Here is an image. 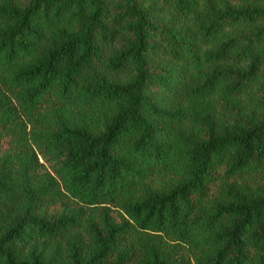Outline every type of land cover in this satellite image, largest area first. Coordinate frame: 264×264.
Returning a JSON list of instances; mask_svg holds the SVG:
<instances>
[{
	"label": "trees",
	"instance_id": "16d2710c",
	"mask_svg": "<svg viewBox=\"0 0 264 264\" xmlns=\"http://www.w3.org/2000/svg\"><path fill=\"white\" fill-rule=\"evenodd\" d=\"M0 264H264V0H0Z\"/></svg>",
	"mask_w": 264,
	"mask_h": 264
}]
</instances>
